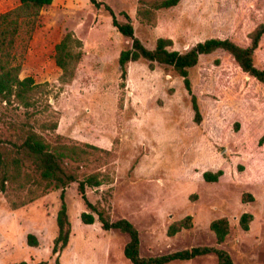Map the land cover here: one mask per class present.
<instances>
[{"label":"rangeland","instance_id":"1","mask_svg":"<svg viewBox=\"0 0 264 264\" xmlns=\"http://www.w3.org/2000/svg\"><path fill=\"white\" fill-rule=\"evenodd\" d=\"M55 0L45 7L28 39H21L20 78L40 85L30 111L3 109L1 134H11L27 120L53 144H91L107 150L79 165L80 174L104 173L110 184L88 188L90 202L110 209L112 221L127 219L137 228L142 257H156L196 247L226 250L235 264H264V85L249 78L224 51L202 55L190 70L202 123L194 121L191 97L172 68L139 60L128 64L121 88L120 53L132 46L112 24L131 18L135 37L153 50L159 38L185 53L211 38L230 39L247 47L249 34L264 22V0H182L157 12V25L141 22L142 0ZM150 1V0H148ZM20 0H0V14ZM67 33L83 42L82 60L71 84L61 81L55 47ZM264 69V38L255 52ZM33 113L32 116L29 113ZM14 121H16L14 123ZM57 124V129L51 126ZM10 149L11 147L8 146ZM223 171L217 183L205 172ZM33 181L25 189L0 191V264H56L52 253L58 235L61 189L46 188L29 168ZM243 197L245 200H243ZM72 235L61 264H131L124 255L128 235L103 231L98 216L87 210L78 184L66 188ZM92 213L94 224L81 215ZM253 215L250 229L240 226ZM192 217L193 227L174 237L168 228ZM227 218L231 231L218 245L210 225ZM32 234L37 246L28 243ZM169 264H218L214 254Z\"/></svg>","mask_w":264,"mask_h":264},{"label":"trees","instance_id":"2","mask_svg":"<svg viewBox=\"0 0 264 264\" xmlns=\"http://www.w3.org/2000/svg\"><path fill=\"white\" fill-rule=\"evenodd\" d=\"M55 0H20L17 7L0 14V121L3 109L12 106H22L30 111L36 105L34 94L40 85L32 77L20 78L23 67V57L19 52L20 42L24 36L31 35L37 25L41 11L50 6ZM182 0H142V7L137 11V16L142 23L156 26L157 12L162 9L177 7ZM96 7L100 3L90 0ZM112 16V24L117 31L132 41V46L120 53L119 65L121 68V88L126 87L128 64L139 60L149 62V69L155 70V64L172 68L177 76L183 78L184 87L191 97L194 121L197 125L202 123L203 117L198 97L193 93L192 82L189 78L190 70L196 67L202 55H209L222 50L233 63L249 78L255 79L264 85V69L256 66L255 52L264 38V22L259 24L250 34V45L243 47L230 39L211 38L200 42L189 51L180 53L172 50L174 42L169 38H159L156 47L151 50L135 37L131 18L125 14L126 22L117 20L113 10L107 7ZM83 42L72 33H67L55 47V63L62 70L61 81L65 85L73 82L76 71L82 60ZM29 113V112H28ZM30 116L33 113H29ZM16 121H14L15 123ZM11 134L0 132V191L5 192L8 185H15L25 189L27 183L33 181L31 174L24 172L29 168L39 175V182L46 188L61 189V207L57 214L58 235L54 240L52 253L57 256L56 264H61L59 256L70 243L72 223L65 201L66 188L78 184V192L82 197L88 211L95 213L101 223L103 231L118 230L129 237L124 248L125 257L131 264H169L173 261H190L197 257L214 254L218 264H235L231 255L224 249L214 247H196L165 254L156 257H142L140 254L141 239L137 228L127 219L112 221L110 209L103 205L93 204L87 197V189L99 188L110 184L109 177L101 172L80 174L79 165L74 167L69 164L83 163L97 153H108L107 150L91 144L83 146L53 144L42 134L37 132L27 120L19 127L12 125ZM57 129V124L50 128ZM8 146L11 148L9 149ZM223 171L217 173L205 172L203 178L208 183L219 182ZM243 200L245 198L243 197ZM92 213L84 212L81 215L85 225L94 224L95 217ZM253 215L245 213L240 218V226L244 231L250 229ZM193 227L192 217L176 221L168 228V236L174 237L182 230ZM218 245H222L230 234L231 226L227 218L214 220L210 225ZM28 243L37 246L34 235L28 236Z\"/></svg>","mask_w":264,"mask_h":264}]
</instances>
